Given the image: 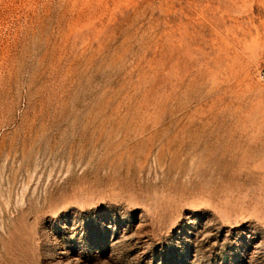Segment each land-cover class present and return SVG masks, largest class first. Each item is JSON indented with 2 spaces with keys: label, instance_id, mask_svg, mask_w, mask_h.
<instances>
[{
  "label": "rangeland",
  "instance_id": "obj_1",
  "mask_svg": "<svg viewBox=\"0 0 264 264\" xmlns=\"http://www.w3.org/2000/svg\"><path fill=\"white\" fill-rule=\"evenodd\" d=\"M0 264H264V0H0Z\"/></svg>",
  "mask_w": 264,
  "mask_h": 264
}]
</instances>
